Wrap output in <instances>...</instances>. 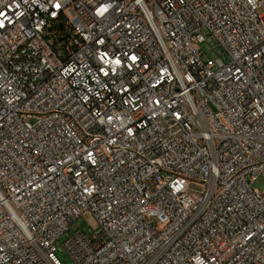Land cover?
Instances as JSON below:
<instances>
[{
  "label": "built area",
  "instance_id": "obj_1",
  "mask_svg": "<svg viewBox=\"0 0 264 264\" xmlns=\"http://www.w3.org/2000/svg\"><path fill=\"white\" fill-rule=\"evenodd\" d=\"M261 176L264 0H0V264H264Z\"/></svg>",
  "mask_w": 264,
  "mask_h": 264
},
{
  "label": "rangeland",
  "instance_id": "obj_2",
  "mask_svg": "<svg viewBox=\"0 0 264 264\" xmlns=\"http://www.w3.org/2000/svg\"><path fill=\"white\" fill-rule=\"evenodd\" d=\"M205 51L208 55H216L214 51H209V52L207 50ZM253 187L263 190L264 189V176L257 178V180L253 182ZM204 189H205L204 184L197 182V181H190L188 193L189 195H191V197L198 198L202 194ZM77 228L83 229L89 235H91L93 232L92 228L89 226L85 218H82L76 221V225L72 226L71 229L63 235L62 239L60 240V243L66 240L67 237L70 234H72ZM57 254L60 257L62 264H74L72 258L67 252L61 249H58Z\"/></svg>",
  "mask_w": 264,
  "mask_h": 264
},
{
  "label": "water",
  "instance_id": "obj_3",
  "mask_svg": "<svg viewBox=\"0 0 264 264\" xmlns=\"http://www.w3.org/2000/svg\"><path fill=\"white\" fill-rule=\"evenodd\" d=\"M60 26H63V23H61ZM66 37H67V35H65L64 37H60L59 40H62L64 38H66Z\"/></svg>",
  "mask_w": 264,
  "mask_h": 264
}]
</instances>
